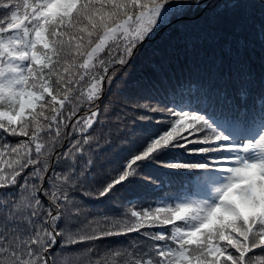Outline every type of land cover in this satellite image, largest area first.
Listing matches in <instances>:
<instances>
[{"label":"snow or ice","instance_id":"snow-or-ice-1","mask_svg":"<svg viewBox=\"0 0 264 264\" xmlns=\"http://www.w3.org/2000/svg\"><path fill=\"white\" fill-rule=\"evenodd\" d=\"M0 264H264V0H0Z\"/></svg>","mask_w":264,"mask_h":264},{"label":"trees","instance_id":"trees-1","mask_svg":"<svg viewBox=\"0 0 264 264\" xmlns=\"http://www.w3.org/2000/svg\"><path fill=\"white\" fill-rule=\"evenodd\" d=\"M157 40L159 39V36L156 38ZM153 43H155V41H153ZM145 70L144 69V66H143V61H138L135 68L133 69L134 72H140V71H143Z\"/></svg>","mask_w":264,"mask_h":264}]
</instances>
